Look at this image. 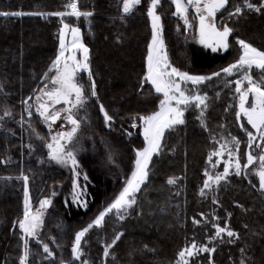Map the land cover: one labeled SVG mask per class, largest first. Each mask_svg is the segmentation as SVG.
I'll list each match as a JSON object with an SVG mask.
<instances>
[{
  "label": "trees",
  "instance_id": "1",
  "mask_svg": "<svg viewBox=\"0 0 264 264\" xmlns=\"http://www.w3.org/2000/svg\"><path fill=\"white\" fill-rule=\"evenodd\" d=\"M67 2L0 0V13H25L0 15V117L10 111L12 118L27 121L44 138L46 130L41 119L28 104H32V97L45 82L43 76L55 57L59 23L56 16L30 13L64 11ZM149 2L141 0L131 13L125 14L123 0H79L80 10L93 15L65 18L81 29L82 41L90 50L89 63L98 97L90 96L91 80L82 72L80 82L89 96L85 130L93 136L95 144V151L87 150L78 156L87 176L84 180L87 208L70 200V178L65 171L39 163L40 155L30 153L22 141H17L13 135H17L18 129L5 134L0 131V264H19L23 252L21 233L15 223L23 217L24 207V181L18 177L29 178L32 208L51 187L56 188L39 234V241L48 244L54 256L45 259L47 254L42 243L30 238L29 264H60L61 260L77 264L70 252L75 231L122 189L133 168L135 151L144 145L138 126L132 127L133 117L155 112L162 98L150 84L145 83L141 88L151 38ZM237 6H243V0H229L226 10L218 12L216 18L218 27L227 24L233 29L229 48L224 52H210L193 43L181 47L175 28L183 34L184 26L173 15L171 1L161 0L157 13L161 16L163 40L172 65L191 74L216 72L237 59L239 46L235 39L264 50V11L244 8L240 15L229 19V13ZM186 38L193 36L187 34ZM100 104L114 117L110 127L105 124ZM28 111L32 112L31 117ZM194 112L190 108L185 112V123L165 133L163 150L153 157L149 179L137 193V204L123 223L120 240L109 249L111 254L106 264H172L178 252L193 240L215 251L201 252L191 257L189 264H210V261L211 264H239L241 249L250 264H264V194L243 177L231 174L226 182L206 191L207 196L200 195L208 152L215 147L212 131L224 132L221 125L230 122L227 133L241 141V155L245 136L234 115L231 119L225 116L223 103L211 101L208 105L206 127ZM169 178H177L176 183L168 184ZM213 199L218 203H213ZM194 219L201 223L195 224ZM213 223L227 224L238 233V238L223 235L222 240L210 242L209 237L215 233ZM101 250L97 247L94 252L99 254ZM96 260L92 257V261Z\"/></svg>",
  "mask_w": 264,
  "mask_h": 264
},
{
  "label": "snow or ice",
  "instance_id": "2",
  "mask_svg": "<svg viewBox=\"0 0 264 264\" xmlns=\"http://www.w3.org/2000/svg\"><path fill=\"white\" fill-rule=\"evenodd\" d=\"M141 3V0H123V13L129 14L134 7ZM161 0H150L148 7V16L151 18L152 37L148 45L146 57V73L141 81V88L144 84H150L154 92L162 95L159 99L158 110L147 116L133 117L132 127H137L135 121L139 119L143 125V138L145 146L142 149L135 151L136 159L134 161L131 175L126 179L124 187L115 196L111 203L107 205L86 227L75 234L74 241L71 248V255L74 261H80V264H89L86 259L82 260L84 249L82 242L87 243L86 236L94 228H102L104 226L106 217L109 214H114L116 218L123 221L134 205L137 204V193L142 190V186L146 184L150 174V164L153 157L161 154L163 150V140L165 133L174 129L178 125L185 123V112L190 108L199 110L197 119L202 126L206 127L205 111L208 108L207 93L201 94L200 86L211 81L213 78L224 76H232L236 73L240 77L235 81H225V86L235 84V92L239 94L238 111H236V119L240 121L246 118L247 124L251 126L254 131L248 130L243 123L239 126L245 131L247 135V151L245 152L246 162L242 165L240 161V144L241 141L234 136L221 137L216 143L219 148L209 154L208 160L211 163L212 157L223 158L227 154V160L224 162V169L222 173L210 174L205 170L207 177L200 189L201 196H207L206 189L211 190L213 185L219 186L222 181L226 182L228 177L234 172L235 175L253 174L259 179V189L264 192V50L254 47L251 43L244 40H237L240 46L241 55L239 59L229 64L227 67L220 69V71L213 72L211 75H197L191 74L188 71H181L174 67L168 59L166 46L163 40V26L161 23V16L157 14V8ZM175 5V12L183 18L185 25L191 27L189 23L188 14L189 9L193 8L199 20V42L207 47H211L212 51H218L220 48L227 50L229 48L228 38L232 34L233 29L227 24L217 26V13L226 10L229 0H171ZM79 0H68L64 5L66 11H58L52 13H30L32 15H51L61 18V27L58 32L59 49L58 54L52 61L49 72L55 71L54 76H49L45 73L44 78L47 83L44 87L39 89L36 96V113L43 118L48 125L51 133L52 125L56 121L63 119L71 125L68 131H58L51 135L50 142L46 143L49 149V157L56 161V163L70 166L73 174V199L87 208L88 204L82 197L86 194L87 189L81 187L78 178L81 172L78 171L80 164L77 160L76 153L71 150L68 145L73 142L76 136L81 120L77 118V111L85 108L89 96L85 94V86L79 82V74L87 72L91 85L89 93L91 97H97L95 80L92 78L93 74L89 63V48L82 42L81 29L64 22L67 17H89L92 12H82L79 8ZM244 8L256 12L264 11V0H260L259 4L252 3L251 0H243V6L235 7L233 12L229 13V19L233 16L240 15ZM22 12H3L2 16H20L24 15ZM71 35V40L67 41V36ZM82 53V58L77 57V53ZM254 69H258L262 76L259 80L254 79L251 74ZM246 84V86H245ZM51 85V87H50ZM190 86V87H189ZM219 95V93H217ZM251 96V101L249 97ZM31 99V97H29ZM98 99V97H97ZM28 104L27 101H24ZM57 105H62L57 108ZM32 106L28 104V108ZM100 112L103 114L105 124L111 126L114 117L108 113L103 104H100ZM63 114V115H62ZM5 116H10V112H5ZM28 116H32V112L28 111ZM2 119V117H0ZM223 127V126H221ZM132 133H128L131 135ZM43 140L44 137H39ZM221 141H223L221 143ZM29 147H31L29 145ZM253 149H260L259 155L254 154ZM219 163V161H217ZM216 164H213L215 167ZM24 181V207L23 217L15 223L23 231V254L19 257V264H29L30 248L29 240L27 238L37 239L39 241V229L43 226L44 212L51 206V198H45L40 201V206L35 211L32 209L27 176L22 175ZM87 180V176L84 175ZM177 178H169L168 184H175ZM55 195V193H53ZM213 203H218L213 199ZM230 215V214H229ZM201 216H204L201 213ZM206 219V218H205ZM219 220V217H215ZM195 224H200V220H193ZM212 227L215 229L213 236L209 237V241L223 239V235L227 237L238 238V233L231 230L227 224L221 227L218 223H213ZM123 233H117L110 244L104 247L103 255L108 257L111 249L118 240H120ZM42 243V241H39ZM231 242V241H229ZM43 251L47 254L45 259L53 257L54 253L50 250L49 245L42 243ZM147 247V246H145ZM215 248H210L207 244L198 246L195 240L188 247H185L178 253L177 264H189L186 257H193L199 253H212ZM244 250L241 249V252ZM60 264H71V262L60 261ZM211 264V261H210ZM241 264H246L245 260H241Z\"/></svg>",
  "mask_w": 264,
  "mask_h": 264
},
{
  "label": "rangeland",
  "instance_id": "3",
  "mask_svg": "<svg viewBox=\"0 0 264 264\" xmlns=\"http://www.w3.org/2000/svg\"><path fill=\"white\" fill-rule=\"evenodd\" d=\"M251 1L253 3H256V4L260 3V0H251ZM149 4H150V2H149ZM148 7H149V5H148ZM172 7H173V13H174L175 12V5L172 4ZM66 10L67 9H65L64 11H66ZM147 12H148V9H147ZM147 16H148V14H147ZM177 17L181 20V23L185 29L184 33L182 34V33H180V29L178 27L175 28L176 32L178 33L180 42H181V47L184 48V45H187V44L190 45L191 43H193V44H196L198 46H201L204 49H208L210 52H213L211 47H207V46H205L199 42V39H200V37H199V20L195 14V10L193 8L189 9V14H188V19H189V23L191 24V27H188L187 25H185L182 17H180V16H177ZM148 18H149V24H150V28H151V37H152V27H151L152 21H151V18L149 16H148ZM56 19H57V22L59 23V27L57 30V36H58V32H59V29L61 27V18L57 17ZM64 22L69 23L73 26H77L75 23H70L69 20H65ZM86 27H89L88 22H86ZM187 34L192 35L193 38L187 39L186 38ZM66 40L67 41L71 40L70 33L67 36ZM237 40H241V39H235L234 41L236 44H237ZM150 42H151V38L149 40V43ZM228 42H229V38H228ZM149 43H148V45H149ZM58 49H59V39H58V45H57L55 57L58 54ZM147 51H148V46H147ZM224 51H226V50L223 48H220L218 51H215V52H224ZM240 55H241V49L239 46V55H238L237 59L235 61H233L232 63L236 62L239 59ZM55 57L53 58V60L55 59ZM77 57H78V59L82 58V53L78 52ZM146 57H147V55H146ZM168 59H169V57H168ZM232 63H230V64H232ZM51 65H52V62L49 66V69H50ZM49 69L47 70L46 73H49V76H54L55 71L53 70L52 72H49ZM218 71H220V69ZM84 73L87 74V72H84ZM145 73H146V58H145ZM80 74L78 77L79 82H80ZM251 74L253 75V78L257 79V80H259L262 76V73L258 69L253 70ZM197 75H211V73H209V74H197ZM44 76H45V74H44ZM44 76H43V79L45 80V82L40 87V89L43 88L44 84L48 82L47 79L44 78ZM239 77H240L239 73H236L232 76H224L222 74L221 77L213 78L211 81L207 82L206 84L201 85L199 90H200L201 94L207 93V95L209 97L208 105L209 104L211 105V101L215 102V104L216 103H223L225 116H227L229 119H231L232 116L234 115L235 121L237 122L238 126L241 123H243L248 130L254 131L253 129H251V126L247 124L246 118H242L240 121H237V119H236L235 113H236V111H238L239 94H237L235 92V84L233 83L231 85L225 86V81H228V80L235 81ZM245 86H246V84H245ZM50 87H51V85H50ZM217 93H219V95H217ZM38 94H40L39 90L32 97V104H31L33 111L37 115H38V113H36L35 109L37 106L36 96ZM249 101H251V96L249 97ZM61 106L62 105H57L56 107L60 108ZM86 108H87V106H85V108L79 109L77 111V118L81 120L80 128H79L76 136L74 137L73 142L70 145H68V147L76 153L77 160H78V156L80 153L87 151V150H89L90 152L95 151V144H94L93 136L85 130V126H86L85 125V118H86V114H87ZM157 110H158V107H157ZM194 111H195L194 116L197 118V116L199 115V110L194 108ZM7 112H10V111H7ZM1 117H2V119H0V131H3L2 133L5 134V133L10 132L11 129H18L17 135H13V136L17 139V141L19 143H21V141H22L23 145L30 151V153L36 152V155H40V157H37L39 163H43L46 167L48 166L50 168L63 170L69 175L70 184H71L70 185L71 190L68 194L69 198L74 204H77V205L81 206L82 208H85L80 203H78L77 201H75L73 199V179L75 177H74V174H73L71 167L58 164V163H56V161L52 160L48 155L49 149L45 146L46 143L50 142L51 135L55 134L58 131H68V130H70L71 125L68 124L63 119L58 120V121H56L55 124L52 125V130L50 133L49 129H48V125L44 122L43 118L39 116V118L41 119V124H42L43 128L46 130V136L43 140H41L38 138V136L39 137H43V136L40 135L39 133H37L35 131V129L29 125V123L27 121L24 122V120H22L21 118H12L11 116H5L4 114ZM230 124H231L230 122L226 121L221 125L224 127V132H218L217 130L212 131L213 135H211V140L213 141L212 144H214L215 147L213 149H211V151L208 152L207 163H206V167H207L206 170L212 175H215L216 173H222L223 172L224 162L227 160L228 157H227V154H225V156L223 158L214 156V157H212V162L210 163L208 160L209 154L211 152H213L214 150L219 148V144H217L216 141L220 140V138L222 136L230 139V136H232V135L229 136V134L227 133L228 128H230ZM137 126H138L139 134L143 138V125L141 124L139 119L137 120ZM239 128H240V126H239ZM240 130L242 131V133L245 136V146H244V150H243L242 155H241V149H240V161H241V164L243 165L246 162L245 152L247 151V139L248 138H247L245 131L242 130L241 128H240ZM143 141H144V138H143ZM222 142L223 141H221V143ZM29 145L31 147H29ZM144 146H145V141H144L143 147ZM253 152H254V154L259 155L260 149H253ZM135 159H136V155H135ZM135 159H134V161H135ZM217 161H219V163H217ZM213 164H216V166L213 167ZM102 166H104V162L102 163ZM133 166H134V163H133ZM132 170H133V168H132ZM132 170H131V172H132ZM78 171L81 172V175L78 178V182L80 183L81 187H84V180H85L84 175H85V173L81 169V166L78 169ZM131 172H130L129 176L131 175ZM232 174H235V173L233 172ZM239 176L243 177L260 194H264V192H261V190L259 189V179L257 176H255L253 174L244 175L243 173ZM206 178L207 177L205 176L202 183H204ZM215 186H217V185H213V187H215ZM123 187H124V185H123ZM202 187H203V185L201 186V188ZM208 190L209 189H206L205 191H208ZM53 193L56 194V188L51 187L49 192L45 196H43L42 198H40L38 200L36 206L34 208H32L33 211H35L37 208H39L41 200H43L45 198H51L52 199L54 196ZM82 199L85 200V195L82 197ZM23 202H24V198H23ZM107 205L105 207H107ZM105 207H103L100 211H102ZM46 210H45V212H46ZM45 212H44V216H45ZM99 212L91 220H89L84 226H82L81 228H79L78 230L75 231L74 236H73V240H72V244L74 241L75 234L78 231H80L81 229H83L84 227H86L93 219H95V217L99 214ZM129 215H130V209H129L128 214L126 215V218L123 221H120L116 218V216L114 214H109V216L106 217L104 226L102 228L92 229L86 236L87 243L84 244L82 242V247L84 249V255L82 257V260L83 259L88 260L89 264H106L105 260L107 257H104V255H103L104 247L106 244L111 243V241L114 239V237L117 233H123V230H122L123 229V223L125 222V220L127 219V217ZM43 219H44V217H43ZM16 226H17V230L21 233L20 238H21L22 245H23V240H22V237L24 236L23 231L19 228L18 224H16ZM221 227H224V226H221ZM41 228L39 229V234H40ZM27 239L29 240L30 238H27ZM72 244L70 247V252H71ZM191 244H189L188 246H190ZM188 246H186V247H188ZM198 246H200V245H198ZM97 247L102 248V250L99 252V254H96L94 252ZM184 248H182V249H184ZM30 253L32 254L31 250H30ZM22 254H23V252H22ZM31 254H30L29 258L31 257ZM92 257H96V259H97L96 262L92 261ZM190 258L191 257H186V259L188 261L190 260ZM71 259L73 260L72 255H71ZM178 259L179 258L177 255V258H175V260L173 261L172 264H177ZM241 260H245L246 264H250L249 263V261H250L249 257L247 255H245V253H243V252H241L239 254V264H241ZM76 262H77V264H80V261H76Z\"/></svg>",
  "mask_w": 264,
  "mask_h": 264
}]
</instances>
